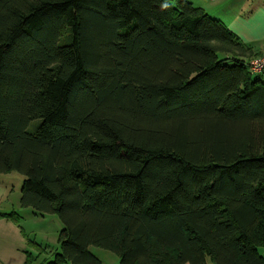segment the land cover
<instances>
[{
  "label": "trees",
  "instance_id": "obj_1",
  "mask_svg": "<svg viewBox=\"0 0 264 264\" xmlns=\"http://www.w3.org/2000/svg\"><path fill=\"white\" fill-rule=\"evenodd\" d=\"M179 0H0V174L56 215L46 264H264V73ZM262 76V77H260Z\"/></svg>",
  "mask_w": 264,
  "mask_h": 264
},
{
  "label": "crops",
  "instance_id": "obj_2",
  "mask_svg": "<svg viewBox=\"0 0 264 264\" xmlns=\"http://www.w3.org/2000/svg\"><path fill=\"white\" fill-rule=\"evenodd\" d=\"M179 1L191 3L222 23L244 46L252 50L253 56L264 54V43L259 45L256 41L258 34L261 36L264 33V0ZM21 181L14 172L0 174V264H22L18 248L22 246L23 241L15 224L18 223V212L22 208ZM17 185L19 189L16 188ZM205 264L213 263L207 259Z\"/></svg>",
  "mask_w": 264,
  "mask_h": 264
},
{
  "label": "rangeland",
  "instance_id": "obj_3",
  "mask_svg": "<svg viewBox=\"0 0 264 264\" xmlns=\"http://www.w3.org/2000/svg\"><path fill=\"white\" fill-rule=\"evenodd\" d=\"M258 37L256 41H258L259 45H263L264 33L261 36L258 34ZM14 174L21 178L22 187L24 178L17 173ZM16 188L19 189V185ZM16 195H18V192ZM28 209L21 208V211L18 212V223H15L16 230L23 241L22 246L18 248L21 255L20 260H22V264H46L53 262L55 254L60 252L61 243L59 234L63 229V224L56 215L41 217ZM88 252L98 259L100 264H120L119 257L113 252L93 246L89 247ZM257 252L264 260V247L257 248Z\"/></svg>",
  "mask_w": 264,
  "mask_h": 264
},
{
  "label": "built area",
  "instance_id": "obj_4",
  "mask_svg": "<svg viewBox=\"0 0 264 264\" xmlns=\"http://www.w3.org/2000/svg\"><path fill=\"white\" fill-rule=\"evenodd\" d=\"M247 68L253 75H259L264 73V55L261 57H255L247 61Z\"/></svg>",
  "mask_w": 264,
  "mask_h": 264
}]
</instances>
